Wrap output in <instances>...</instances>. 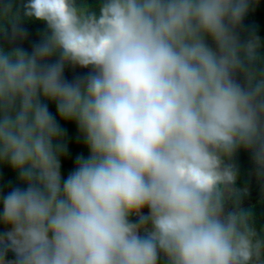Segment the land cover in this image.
<instances>
[{"label": "clouds", "instance_id": "obj_1", "mask_svg": "<svg viewBox=\"0 0 264 264\" xmlns=\"http://www.w3.org/2000/svg\"><path fill=\"white\" fill-rule=\"evenodd\" d=\"M257 4L0 0V166L18 180L0 189V264H264L245 209L264 191L241 206L264 187ZM24 21L46 25L30 51ZM59 121L88 150L66 178Z\"/></svg>", "mask_w": 264, "mask_h": 264}, {"label": "trees", "instance_id": "obj_2", "mask_svg": "<svg viewBox=\"0 0 264 264\" xmlns=\"http://www.w3.org/2000/svg\"><path fill=\"white\" fill-rule=\"evenodd\" d=\"M18 4H22L24 0H16ZM85 3L89 5H94L98 0H84ZM22 13V7L20 8ZM244 26L247 30L254 31L260 38L261 44L264 46V0H258V4L255 6L254 10H250L244 19ZM23 27H25L29 33V38L26 40L22 47L28 51L31 50V45L33 42L39 40L41 34L46 31V25L42 22L29 23L27 21L23 22ZM12 46V45H7ZM264 51V47H262ZM87 70L67 68L65 75L68 79H72L74 75L82 74ZM50 111L55 114L54 105H49ZM61 127L66 130L65 141L68 146V155L62 160L61 173L64 178L67 177L70 171L73 170L75 158L78 155H83L87 157L88 150L84 146L83 139L80 136L76 126L71 122L59 121ZM236 165L239 168V186L245 187L249 183V172L252 170L253 164L248 152L241 150L237 153L235 157ZM18 180L16 174L12 172L7 166H0V189L4 191L10 190L11 187L17 186ZM23 186V185H20ZM261 207V205H260ZM251 209L255 218L256 227L261 229V224L264 221V208L262 211H258L260 208L258 206H253ZM0 231H4V226L0 225ZM8 259L13 258V254H8Z\"/></svg>", "mask_w": 264, "mask_h": 264}, {"label": "crops", "instance_id": "obj_3", "mask_svg": "<svg viewBox=\"0 0 264 264\" xmlns=\"http://www.w3.org/2000/svg\"><path fill=\"white\" fill-rule=\"evenodd\" d=\"M255 184H256V183H255ZM257 186H258L259 188H261L260 185L257 184ZM263 191H264V190H263ZM263 191H262V192H263ZM262 195H263V193H262ZM257 200H258V199H255V200H253V201H250V197H249V198H245L241 206H242L243 208H245L244 206H247V205H249L250 203L255 202V201H257ZM260 201L263 202V203H262V207H263V206H264V196L262 197V199H261ZM249 208H250V207H249ZM261 229H264V221H263L262 224H261Z\"/></svg>", "mask_w": 264, "mask_h": 264}, {"label": "flooded vegetation", "instance_id": "obj_4", "mask_svg": "<svg viewBox=\"0 0 264 264\" xmlns=\"http://www.w3.org/2000/svg\"><path fill=\"white\" fill-rule=\"evenodd\" d=\"M253 186V185H252ZM254 187V186H253ZM255 188H257V189H255V190H257V191H254V192H257V194L256 195H249V193L247 194V196L245 197V198H251L250 199V201H252V200H255V199H258L259 197H260V195L262 194V193H259V192H262L263 190H264V187H261V188H259L258 186H255ZM249 190V189H248ZM255 202H252V203H250L251 205L252 204H254Z\"/></svg>", "mask_w": 264, "mask_h": 264}, {"label": "rangeland", "instance_id": "obj_5", "mask_svg": "<svg viewBox=\"0 0 264 264\" xmlns=\"http://www.w3.org/2000/svg\"><path fill=\"white\" fill-rule=\"evenodd\" d=\"M247 188H249V186H246ZM264 193V192H263ZM263 203V202H262ZM263 208H264V206L262 207V204H261V207H260V209L258 210V211H262L263 210Z\"/></svg>", "mask_w": 264, "mask_h": 264}]
</instances>
